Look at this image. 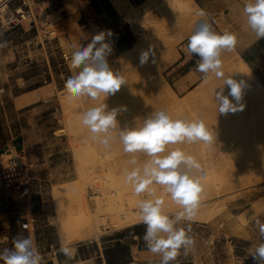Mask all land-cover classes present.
<instances>
[{"label": "rangeland", "instance_id": "374dc122", "mask_svg": "<svg viewBox=\"0 0 264 264\" xmlns=\"http://www.w3.org/2000/svg\"><path fill=\"white\" fill-rule=\"evenodd\" d=\"M125 3L126 9L120 12L112 0H106L103 23L94 27L89 35L80 34L82 39L75 40L72 45L87 46L94 35L105 33L106 42L111 47L107 57L108 63L114 71H120L127 81L115 95H110L105 100L109 110L126 108V111L117 116L121 127L134 126L137 120H142L153 111L166 110L173 119L203 118L207 127L215 131L216 141L211 145L196 142L168 146V150L180 148L195 157L201 164V170L206 169L208 173L206 178L200 176L204 190L196 218L191 222L182 223L184 227H187V223L191 224L190 235L195 244L187 255H178L172 264H244L245 258L251 256L250 253L262 242L256 220L264 223V213L256 216L263 208L257 204L250 210L242 209L245 203L251 205L254 199L264 195V181L241 185L236 177L237 170L244 171L250 163L255 166L258 156L264 158V146L255 136L258 131L257 121L264 118V106H257L259 103L255 95H262L261 98L264 99V93L260 89L264 78H234L243 81L241 102L244 108L236 113L219 114L214 93L220 90L228 76L219 79L213 74L205 81L203 74L198 72L200 78L189 87L182 89L173 84L175 74H170L169 68L176 62L191 61L195 57L189 56L186 51L190 35L185 39L171 38L170 44L162 45L159 53L155 54L156 60L149 56L147 63H140L141 54L145 52L141 48V40L148 37V29L156 24L159 26L175 16L194 15L197 13L196 9L184 0H125ZM48 12L50 16V5ZM50 18L54 21L53 17ZM209 23L217 33L222 34L214 22ZM33 30L34 35L44 37L49 28L39 25L38 28L34 26ZM55 37L54 33L51 38ZM151 37L152 43L159 41L157 37ZM39 44L42 45L41 42ZM52 45L57 48L60 42L53 40ZM175 52L179 54L178 60L161 70L157 69L165 60H169V57H174ZM69 63L70 56L55 57L57 69L54 71V77L53 72L49 71L44 75L47 79H55L57 86L47 87L43 93L45 99H40L27 108L31 109L26 113L27 125L42 128L46 133L53 134L56 131L58 144H55L54 140L47 145L40 144L31 159L24 158L34 162L31 171L33 179L29 189H15L0 183V252L5 248H12L13 238L20 234L24 237L30 236L38 243L44 262L50 256H59L62 261L67 260L58 251L61 243H68L71 247L84 243L80 251L81 257L91 253L94 255L98 248L94 237L85 240L68 237L72 235V228L68 224L69 216L78 217L86 211L69 209L75 202H84L83 199L90 207L88 211L91 220L94 219L92 222L100 228V234L95 237H99L102 245L103 240L110 236L109 232H105L106 228H113L117 236L124 238L129 232H126L125 236L118 234L140 223L138 203L147 198V194L137 196L131 184L125 182V174L134 167H142L149 157L143 153H124L116 132L111 134L108 148L98 141L91 140L93 134L81 124L80 115L100 101H92L88 97L74 98L71 101L66 98L64 84L73 74ZM39 73L41 71H34L30 75L36 77ZM223 87L227 95L228 88L226 85ZM18 91V87H13L14 94ZM56 112L61 121L55 117ZM0 120L3 124L1 138H9L19 130L18 114L13 106H6L5 110L0 112ZM244 135L257 141L258 149L252 153L253 160L249 155L238 154V160L230 162L221 152L222 148H228L234 138H243ZM14 156L19 157L17 153ZM133 157L137 159V165L129 163ZM5 158L8 156H3L0 160ZM257 167L256 164L255 168ZM261 173L262 169L251 173L249 179L257 178ZM153 187L157 196L165 200V213L174 214L181 210L170 196L163 192L161 186L154 184ZM222 196L229 199L239 196L244 198L235 201L234 205L238 207L231 213V210H226V201H215ZM244 211L245 213H242ZM129 214L136 217L137 222L129 224L125 219V215ZM225 230L232 240L228 244L224 240ZM52 246L57 250L56 255ZM0 264H3V261H0ZM95 264L101 263L97 261ZM157 264H160V261Z\"/></svg>", "mask_w": 264, "mask_h": 264}, {"label": "clouds", "instance_id": "9594fccd", "mask_svg": "<svg viewBox=\"0 0 264 264\" xmlns=\"http://www.w3.org/2000/svg\"><path fill=\"white\" fill-rule=\"evenodd\" d=\"M243 14L256 39H264V0H247ZM199 15L205 17L206 13L201 11ZM236 44L235 34L227 31L217 33L207 20H201L188 37L186 51L189 56L199 57L196 70L203 74L205 81L213 74L223 79L225 73L221 54L223 51H232ZM6 46L7 41H0V48ZM110 52L111 47L106 42L104 32L94 35L87 46L73 47L69 63L73 74L64 84L66 98L71 101L88 97L92 101H100L80 115L81 124L93 134L91 140L108 148L111 134L116 132L124 153H143L149 157L142 167L126 171L125 182L131 184L137 196L147 194V198L138 203L139 220L146 225L143 240L147 249L160 256V264H172L181 250L187 255L195 244L190 235L191 224L187 223V227L181 225L191 222L196 216L204 188L199 175L201 164L197 159L180 148L168 150V146L196 142L211 145L216 141V133L207 127L203 118L173 119L166 110L153 111L142 120H137L134 126L121 127L117 116L126 108L109 110L105 100L115 95L127 81L120 71L110 67L107 60ZM150 54L155 56L151 49L143 52L140 63H147ZM224 85L228 88L227 95ZM224 85L214 93L218 113L226 115L242 111L243 81L231 76L224 80ZM129 163L137 165L138 161L133 157ZM154 184L161 186L181 210L174 214L165 213V200L157 196ZM256 224L262 242L250 255L257 264H264V223L256 220ZM58 251L69 260L75 255L68 243H61ZM0 261L3 264H45L34 240L20 234L13 238L12 248L0 252Z\"/></svg>", "mask_w": 264, "mask_h": 264}, {"label": "crops", "instance_id": "0c3cea01", "mask_svg": "<svg viewBox=\"0 0 264 264\" xmlns=\"http://www.w3.org/2000/svg\"><path fill=\"white\" fill-rule=\"evenodd\" d=\"M20 1L0 0V6H17ZM184 2L190 3L197 12H205V20L214 22L220 32L227 31L235 34L237 37L236 52L249 64L255 76H263L264 78V39L257 40L247 25L246 17L243 14V7L247 0H184ZM49 3L50 16L54 18L56 34L54 39L51 38L53 34L44 36L45 38L34 35V25L29 21L14 27H2L0 25V41H7V46L0 48V112L5 110L6 106H13L18 114L17 126L19 128L15 135L9 138H1L3 124L0 120V154L8 152V155L14 156L17 153L21 157L31 159L38 145H47L53 140L55 144H58L56 131L55 134L46 133L42 128L38 129L36 126L32 128L27 125L26 113L31 111L27 108L40 99H45L43 93L47 87L57 86L54 83L55 79H47L44 75L49 71L53 72L52 77H54V71L57 69L55 57L58 55L61 57L70 56L74 41L82 39L80 34L85 35L87 33L89 35L94 27L103 23L106 0H49ZM53 40L59 41L60 46L57 45V48H53ZM40 42L42 45L39 44ZM198 59L195 55L193 60L179 61L169 68V73L175 74L174 85H179L180 88L184 89L193 85L200 78L196 70ZM34 71H41V73L36 77H31L30 73ZM262 82L264 85V81ZM13 87H18L20 91L14 94ZM243 198V196H239L235 199H229L222 196L216 198L215 201H226V210H231L233 213L232 210L238 207L234 205L235 201ZM256 204L263 206L262 210L256 214L259 216L264 213V195L254 199L251 205L245 203L242 210L255 208ZM137 224H141L140 233L131 231L124 238L117 237L113 228H106L105 232H109L110 236L107 240H103V245L99 241V237H94L98 245L94 255L91 253L84 258L81 257L80 250L84 243H79L72 247L75 255L70 260L62 261L59 256H50L45 261L53 264L55 262L59 264H95L99 261L101 264H107L104 249L114 247L120 241L129 246L125 260L121 264H133L134 261L159 263L160 256L151 253L143 240L146 225L142 222ZM224 235L227 244L232 242L227 231ZM35 244L38 247V243L35 242ZM182 253L183 250L180 251L179 255Z\"/></svg>", "mask_w": 264, "mask_h": 264}, {"label": "bare ground", "instance_id": "6f19581e", "mask_svg": "<svg viewBox=\"0 0 264 264\" xmlns=\"http://www.w3.org/2000/svg\"><path fill=\"white\" fill-rule=\"evenodd\" d=\"M112 1L115 3L116 7L118 8V10L120 12H122V11H124V9H126L127 4L125 3V0H112ZM200 12L201 11H198L194 15L188 14V15L175 16V17H172V18L165 20L159 26H156L157 25L156 24V25L152 26L151 28L148 27V28H150V29H148V31H146V32H148L147 33L148 37L146 36L147 37L146 39L141 40L142 41V43H141L142 44L141 45L142 50L148 51L149 49H151L152 52L157 54L161 50L162 45H169L170 44L171 38H176V39L177 38L178 39L187 38L195 30L197 23L201 20H205V17H201L199 15ZM141 31H143V30H141ZM151 36L157 37L159 41L156 44L152 43V41L150 40V38H152ZM135 47H137V46H135ZM135 49H137V48H135ZM171 49H174V48H171ZM136 51L137 50H135V52ZM163 52H165V51H163ZM149 56L151 57V59L154 57L151 54ZM178 56H179V54L176 53V55L174 57H169L170 58L169 60L167 59V60H165V62L162 61L164 63L160 64V66L157 69H159V70L163 69L165 66H167L171 62L175 61ZM162 57H163V55H162ZM154 59H155V57H154ZM221 59H222V66H223L222 70L226 76H228V77L232 76L233 78L255 76V74L252 71L249 64L243 58L240 57V55L236 52L235 48L232 51H223L221 54ZM148 66L150 68V65H148ZM249 79H251V78H249ZM154 81H155V79H154ZM260 89L264 93V85L263 84H261ZM259 96H260L259 94L255 95V99H257V102L259 103L257 106H260V104L262 106H264V99L261 98L262 95H261V97H259ZM252 120H254V119H252ZM263 126H264V118L260 119V121L259 120L257 121L258 131L255 133L256 134L255 136H256V139L257 138L260 139L259 142H262V145L264 146V127ZM259 139H257V140H259ZM254 140H255V138L249 139L247 137V135H244L243 138H241V137H239V138L237 137L236 139L234 138L232 143L230 145H228V148L227 147L225 149L222 148L223 150L221 152L223 153L224 157H226L230 162L238 160V157H239L238 154L242 155V156L249 155L252 159L253 158L252 153H254L258 149L257 141H254ZM231 147H233V148H231ZM243 153H245V154H243ZM256 164L258 165L257 168H255ZM256 164L254 166L253 163H250L248 165V168L245 169L244 171L237 170L238 176L236 177V180L238 179L239 181L238 180L237 181L240 182L241 185L255 183L257 181H264V158L258 156ZM218 167H220V166H218ZM261 169L263 170V173L259 174V177L256 176L257 178H255L253 176L254 177L253 179H251V178L249 179V175L251 173L259 172ZM83 201L84 202H82V203L75 202V204H73V207L71 209H69V210H86L85 212L80 213L78 215V217H76V215L69 216L68 224L72 228V235H69L68 237L71 239L73 237V238H77L79 240H85V239H88L91 237L98 236L100 234V228L98 226H96L94 222H92V220H94V219L91 220V216H90L89 211H88V210H90L89 205L86 203V201L84 199H83ZM196 216H197V214H196ZM196 216L194 217V219L196 218ZM125 219H126V221L130 222L129 224L137 222L136 221L137 218L134 216H130V214L127 216L125 215Z\"/></svg>", "mask_w": 264, "mask_h": 264}, {"label": "built area", "instance_id": "2783aa9c", "mask_svg": "<svg viewBox=\"0 0 264 264\" xmlns=\"http://www.w3.org/2000/svg\"><path fill=\"white\" fill-rule=\"evenodd\" d=\"M49 0H21L17 6L8 7L0 6V25L2 27H14L21 25L24 22H30L36 28L40 25L42 28L48 27L49 30L45 32L44 36H50L55 33L54 21L50 18ZM55 117L61 121L58 112ZM5 152L0 155L8 156L4 160H0V183L13 187L15 189H29L32 184L33 176L31 171L34 162L25 160L19 155L18 158L10 156ZM208 175L206 169L200 171V176L206 178ZM53 249V246L51 247ZM54 255L57 250L53 249ZM55 264H59L55 262ZM133 264H154L151 261H134Z\"/></svg>", "mask_w": 264, "mask_h": 264}, {"label": "trees", "instance_id": "16d2710c", "mask_svg": "<svg viewBox=\"0 0 264 264\" xmlns=\"http://www.w3.org/2000/svg\"><path fill=\"white\" fill-rule=\"evenodd\" d=\"M140 226H141V224L133 225V226L129 227L128 229H126L125 231H122L118 235H124L125 236L126 232H131V231H134L135 233H140V231H141ZM128 234L129 233H127L126 235H128ZM117 237H121V236H117ZM104 241H105V239H104ZM128 248H129L128 245H126L120 241H118L116 243V246H114V247H106L104 249V254L106 257L107 264H121V263H123V261L125 260V257H126L125 255L127 253ZM45 264H53V263L52 262H46ZM244 264H257V262L255 260H253L252 256H249V257L245 258Z\"/></svg>", "mask_w": 264, "mask_h": 264}]
</instances>
